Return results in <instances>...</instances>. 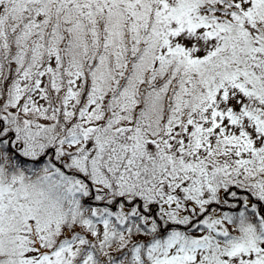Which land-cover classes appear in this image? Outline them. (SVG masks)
Segmentation results:
<instances>
[{"label":"snow or ice","instance_id":"snow-or-ice-1","mask_svg":"<svg viewBox=\"0 0 264 264\" xmlns=\"http://www.w3.org/2000/svg\"><path fill=\"white\" fill-rule=\"evenodd\" d=\"M0 264H264V0H0Z\"/></svg>","mask_w":264,"mask_h":264}]
</instances>
